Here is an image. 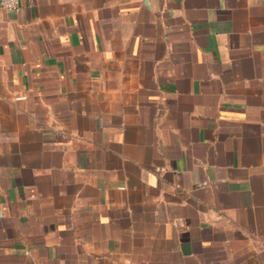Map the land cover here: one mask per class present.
Masks as SVG:
<instances>
[{
    "label": "crops",
    "instance_id": "1",
    "mask_svg": "<svg viewBox=\"0 0 264 264\" xmlns=\"http://www.w3.org/2000/svg\"><path fill=\"white\" fill-rule=\"evenodd\" d=\"M20 4L0 264H264V0Z\"/></svg>",
    "mask_w": 264,
    "mask_h": 264
},
{
    "label": "built area",
    "instance_id": "2",
    "mask_svg": "<svg viewBox=\"0 0 264 264\" xmlns=\"http://www.w3.org/2000/svg\"><path fill=\"white\" fill-rule=\"evenodd\" d=\"M0 7L9 11L19 12L21 9L20 0H0ZM25 95H19L16 97L17 101L25 100Z\"/></svg>",
    "mask_w": 264,
    "mask_h": 264
}]
</instances>
